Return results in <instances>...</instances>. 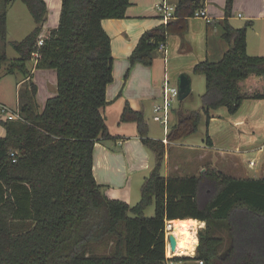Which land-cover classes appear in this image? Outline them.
Masks as SVG:
<instances>
[{"label": "trees", "instance_id": "16d2710c", "mask_svg": "<svg viewBox=\"0 0 264 264\" xmlns=\"http://www.w3.org/2000/svg\"><path fill=\"white\" fill-rule=\"evenodd\" d=\"M15 1L26 5L35 28L11 43L18 57L10 60L8 8ZM61 1L59 26L38 48L46 2L1 0L0 63H9L5 75L29 79L28 64L39 52L36 69L56 71L57 95L40 110L31 83L19 93L22 120H1L6 136L0 138V264H168L165 227L175 220L206 222V229L199 231L196 256L174 262L264 264V179H234L215 169L199 176H163L166 144L148 137L143 114L129 106L122 122L138 124L156 164L135 206L104 193L93 172L94 150L97 143L114 139L102 115L114 59L102 22L125 19L130 0ZM234 1L227 0L221 23L229 50L217 62L195 65L194 74L206 80L203 105L199 111L176 110L169 142L196 134L203 119L208 128L212 110L224 107L234 115L245 100H264V57L247 54L251 23L241 29L229 24ZM199 10L200 0H178L177 22L145 33L129 57L130 67H151L160 45L173 34L183 35L182 26ZM205 142L212 146L208 132ZM151 206L155 216L147 217Z\"/></svg>", "mask_w": 264, "mask_h": 264}, {"label": "crops", "instance_id": "0c3cea01", "mask_svg": "<svg viewBox=\"0 0 264 264\" xmlns=\"http://www.w3.org/2000/svg\"><path fill=\"white\" fill-rule=\"evenodd\" d=\"M44 1L48 6V17L40 36L47 37L52 30L59 26L62 1ZM160 1L130 0L125 19L104 20L102 22L103 29L111 39L114 59L113 75L116 69L119 70L120 67L123 68L124 64L129 63V57L141 37L163 25L155 9V5ZM169 1L175 5L178 2V0ZM15 3L13 4L16 5ZM226 4L227 0H200L201 10L206 12L210 22L200 18L187 19L182 26L185 28V33L183 35L173 34L168 38L167 55L164 54V57L167 61L169 60L168 57L172 58L174 67H168L165 58L163 64L161 59L155 60L153 67L149 68L150 70L142 71L145 78H164L165 74L174 78L177 72H184L190 77L189 74L198 63L205 60L212 62L221 60L229 50V44L222 39L223 28L221 26L227 17ZM233 10L234 15L228 18L229 24L233 28L241 29L251 23L247 30V54L251 57H264V0H235ZM236 13L238 15H235ZM177 20L172 22L176 23ZM119 65L121 66L118 67ZM138 66L142 65H136V67ZM159 66H162L163 75L157 72ZM29 69L32 76L26 80L22 79L17 86L23 87L22 85L27 82L35 84L37 88L35 99L40 110H42L47 99L57 91L56 72L50 69L37 70L34 61H32ZM35 78H38L36 82ZM41 92L45 93L46 99L38 101ZM109 96L110 86L107 88L108 102ZM158 104L160 103L156 102L153 105V111ZM17 109L19 110V104ZM104 109L105 107L102 109L103 116ZM210 117L207 132L211 138L212 146H208L205 140L201 145L177 143L180 140L170 142L166 146V155L162 167L165 166L164 176L167 178L199 176L207 169H215L234 179H264V100H245L234 115H231L224 107L212 110ZM3 130H0V138L6 136V131ZM117 138L118 140L114 143L102 141L96 144L93 172L97 183L102 186L108 198L133 205V202L137 201L134 194L135 187L139 186L140 190L147 178L146 176L151 174L156 164L155 155L143 145L141 137L136 134L133 137L134 141L128 139L129 137L127 138L124 133L119 134ZM149 138L157 140L153 137ZM139 175L143 178L142 183H135L133 176ZM181 221L195 224L190 235L197 238V245L194 252L191 251L186 255L181 254L182 256H178V258H194L199 245V231L206 229V222L170 221L172 233L174 223ZM221 235L225 237V244L227 245V232L224 230ZM175 264L198 263L188 261L175 262Z\"/></svg>", "mask_w": 264, "mask_h": 264}, {"label": "rangeland", "instance_id": "374dc122", "mask_svg": "<svg viewBox=\"0 0 264 264\" xmlns=\"http://www.w3.org/2000/svg\"><path fill=\"white\" fill-rule=\"evenodd\" d=\"M13 3L11 5H14ZM15 4L16 5L10 6V8L8 9L9 24L6 52L10 60L18 57V54L13 50L11 43L15 41H21L35 27L33 18L31 17L26 5L20 1L16 2ZM234 4L235 1L232 3L231 15H234ZM235 15H238V13H236ZM1 45H3V43H1ZM164 58V53L160 52L159 50L154 54V62L155 60L161 59L163 64ZM168 59V67H174V63L171 60L172 58L170 59V57H168ZM8 64V62L0 63V104L9 108L10 110L17 111L19 104V93L22 91L24 92V90L27 89L26 87H29L31 83L27 82L25 86L22 85L23 87L17 86L18 83L23 79V76L20 73L5 75ZM31 64L32 62L28 64V67L31 68ZM120 66L121 65H119L118 67ZM151 67H153V65ZM151 67H130L129 63H127L123 65V68L120 67L119 70L116 69V71L114 72L115 77L113 75V82L109 85V102L104 109L105 122L110 135L114 139L105 142L114 143L118 140L117 136L121 133L127 135V138L129 137L128 139L132 141H134L133 137L135 136V134L139 136L138 124L136 122H122V114L126 106H129L133 111L138 113H142L144 111L142 114L144 122L149 129V137H153L157 140L167 138L168 134L164 132V128L161 123L154 120L155 113L153 111V105H155L156 102H161V87L164 78H145V76L143 75L144 72L142 71H148ZM157 72L163 75L162 66L157 67ZM183 74L184 72H177L174 78H170L171 85L178 86L180 76ZM189 75L192 81V93L185 101L175 104V111L171 124L172 127L178 121L176 110L193 109L199 111L201 110V107L203 105L202 95L205 93L206 88L205 77L203 75H195L193 71ZM37 79L38 78H35V82ZM55 95H57V91L52 95V97ZM39 96L40 98L38 99V101H40L41 99H46L45 93L43 92H41ZM2 118L4 117L0 116V130L4 131V128L1 125ZM206 133L207 126L205 119H203L196 134L181 139L177 143L201 145L206 138ZM169 143L170 142L168 141L167 145ZM161 172L164 176L165 166L164 168H162ZM149 175H147L146 177H148ZM133 178H135V183H142V176H133ZM141 188L139 190V186L135 187L134 194L135 200L137 201L133 202L134 204H131V206H135L141 200ZM145 215L147 217H154V206L149 207L146 210Z\"/></svg>", "mask_w": 264, "mask_h": 264}, {"label": "built area", "instance_id": "2783aa9c", "mask_svg": "<svg viewBox=\"0 0 264 264\" xmlns=\"http://www.w3.org/2000/svg\"><path fill=\"white\" fill-rule=\"evenodd\" d=\"M156 12L164 26L170 24L173 20L176 19V5L171 3L169 0H161L158 4L155 5ZM241 17V16H239ZM194 18L204 19L207 22H210V19L207 17L206 12L204 10H199L195 13ZM46 37L40 36L39 41L37 43L38 48H41L44 44V39ZM159 51L167 55V45L161 44L159 47ZM34 62L37 65V61L40 58L39 52L34 53L33 55ZM167 62L165 57V63ZM179 102V88L178 86L171 85L170 77L168 74H165L162 90H161V102L157 106L154 107V120L156 122L161 123L164 128V132L166 134L169 133L171 129V124L173 120L174 108L175 104ZM0 116L4 117L9 121H19L22 120L21 114L19 110L14 111L0 104ZM163 142L167 145V138L163 139ZM253 165V163H251ZM171 222L166 223L165 227V241H166V257L169 260L168 264H175L173 261L174 257L182 256V255H174L172 254L168 237L172 233L171 232ZM171 254V255H169ZM198 264H203L202 261H199Z\"/></svg>", "mask_w": 264, "mask_h": 264}, {"label": "bare ground", "instance_id": "6f19581e", "mask_svg": "<svg viewBox=\"0 0 264 264\" xmlns=\"http://www.w3.org/2000/svg\"><path fill=\"white\" fill-rule=\"evenodd\" d=\"M195 226V224L187 221L175 222L174 223V236L177 239V248L175 252H172L174 255H186L189 252H194L197 245V238L190 235V231ZM172 230V223H171ZM172 232V231H171ZM171 255V254H169Z\"/></svg>", "mask_w": 264, "mask_h": 264}, {"label": "water", "instance_id": "95a60500", "mask_svg": "<svg viewBox=\"0 0 264 264\" xmlns=\"http://www.w3.org/2000/svg\"><path fill=\"white\" fill-rule=\"evenodd\" d=\"M179 101H185L192 93V81L190 77L186 74L180 76L179 83ZM170 248L172 252L176 251L177 248V239L174 234H170L168 237Z\"/></svg>", "mask_w": 264, "mask_h": 264}]
</instances>
